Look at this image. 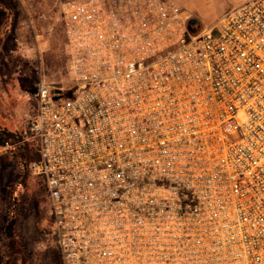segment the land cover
<instances>
[{
    "label": "built area",
    "instance_id": "built-area-1",
    "mask_svg": "<svg viewBox=\"0 0 264 264\" xmlns=\"http://www.w3.org/2000/svg\"><path fill=\"white\" fill-rule=\"evenodd\" d=\"M68 94L29 124L62 264H264V0L194 32L169 0H58Z\"/></svg>",
    "mask_w": 264,
    "mask_h": 264
},
{
    "label": "rangeland",
    "instance_id": "rangeland-1",
    "mask_svg": "<svg viewBox=\"0 0 264 264\" xmlns=\"http://www.w3.org/2000/svg\"><path fill=\"white\" fill-rule=\"evenodd\" d=\"M208 31L249 0H169ZM66 49L58 0H0V128L36 147L29 124L40 79L68 94ZM11 147H0V264H62L43 179L27 165L19 175Z\"/></svg>",
    "mask_w": 264,
    "mask_h": 264
},
{
    "label": "trees",
    "instance_id": "trees-1",
    "mask_svg": "<svg viewBox=\"0 0 264 264\" xmlns=\"http://www.w3.org/2000/svg\"><path fill=\"white\" fill-rule=\"evenodd\" d=\"M188 26L192 30V22L188 23ZM0 147H11L19 175H24L27 165L39 159L37 146L30 145L21 134L9 132L3 128H0Z\"/></svg>",
    "mask_w": 264,
    "mask_h": 264
},
{
    "label": "crops",
    "instance_id": "crops-1",
    "mask_svg": "<svg viewBox=\"0 0 264 264\" xmlns=\"http://www.w3.org/2000/svg\"><path fill=\"white\" fill-rule=\"evenodd\" d=\"M243 3H244V2H243ZM240 4H242V2H241V3H239L238 5H240ZM238 5H236V6H238ZM236 6H235V7H236Z\"/></svg>",
    "mask_w": 264,
    "mask_h": 264
},
{
    "label": "water",
    "instance_id": "water-1",
    "mask_svg": "<svg viewBox=\"0 0 264 264\" xmlns=\"http://www.w3.org/2000/svg\"><path fill=\"white\" fill-rule=\"evenodd\" d=\"M189 23V22H188Z\"/></svg>",
    "mask_w": 264,
    "mask_h": 264
}]
</instances>
